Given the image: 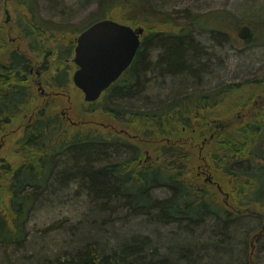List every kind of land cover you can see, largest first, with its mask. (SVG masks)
I'll return each instance as SVG.
<instances>
[{
  "label": "trees",
  "instance_id": "obj_1",
  "mask_svg": "<svg viewBox=\"0 0 264 264\" xmlns=\"http://www.w3.org/2000/svg\"><path fill=\"white\" fill-rule=\"evenodd\" d=\"M4 1L13 17L0 20V141L11 123L24 120L35 97L29 51L42 59L39 72L49 73L47 85L64 91L82 30L110 18L144 31L129 67L97 100L85 101L79 113L99 111L127 132L83 117L72 121L56 110L55 100L35 107L21 125L15 142L20 161L0 160V251L23 250L31 217L64 207L70 196L82 197L100 213L124 212L125 221L141 217L147 224L174 225L195 241L163 245L161 252L151 236L130 232L115 234L111 245L99 244L75 239L77 223L67 230V249L37 259L25 255L8 264H216L218 255L234 259L233 250L225 251V238L233 239L239 226L231 222L244 215L258 218L259 232L250 236L240 264H257L250 242L264 233V72L198 89L210 61L193 36L207 31L218 45L253 48L264 46V24L257 26V35L252 25L251 35L240 41L236 31L243 20L225 9L185 12L178 19L152 8L148 0H97L96 9L76 25L42 18L37 0ZM13 32L25 49L10 46ZM178 77L181 83L194 79V88L175 90L162 101L144 95L154 79H161L165 89L164 80ZM157 189L165 196H154ZM68 190L66 201L60 199ZM57 224L44 228V234ZM203 227L223 239L210 247L198 245Z\"/></svg>",
  "mask_w": 264,
  "mask_h": 264
},
{
  "label": "rangeland",
  "instance_id": "obj_2",
  "mask_svg": "<svg viewBox=\"0 0 264 264\" xmlns=\"http://www.w3.org/2000/svg\"><path fill=\"white\" fill-rule=\"evenodd\" d=\"M37 1L39 13L42 18L59 24H82L87 19L89 13L97 7V0ZM148 2L151 4V7L156 10L176 14L178 19L182 18L185 12L193 14L221 9L229 10L236 16L242 18L243 24L250 26L251 31L254 29V26L252 25L255 24V35L260 31L257 26H261L259 25L261 23L264 24V0H148ZM11 16L13 17V12L10 4L4 0H0V20ZM9 36L11 40L10 46L12 48H26L25 42L19 37H16L17 35L15 32ZM210 38L211 34L207 31H202L200 34L195 33L193 36L194 43L206 50L204 52L207 54V62L210 61L209 64L206 60L201 61L206 62L210 69L208 73L203 74L198 89H209L220 83L232 80L237 81L264 72V46L237 50L232 48L229 43L218 45L216 42H212ZM238 39L241 41L240 38ZM237 43L239 48L243 47L242 42ZM28 56L32 71L31 75L34 77L32 83L35 97L30 101V106L24 112V120L20 118L11 123L6 128L5 134H2L3 137L0 141V160L11 162L13 165L20 161V157L15 153V142L21 131V125L28 117H31L33 109L37 106L43 105L44 101H47V103L48 101L53 103L55 100L57 104L56 110L60 112L63 111L72 121H79V119L83 117L85 121L91 124L106 126L115 132H127L126 126L117 123L115 120L110 119L99 111L85 114L83 116L80 115V111L87 106L83 98V93L73 85L72 81H69L68 86L64 91H59L48 86L46 80L49 73L41 74V72H39L42 59L36 57L30 51L28 52ZM152 60L153 58H151V61ZM68 65L71 66L70 73L72 74L76 69V66L74 63H69ZM190 80L191 81L189 82L181 83L182 77H178L176 80L166 79L164 80V83L167 88L163 89L160 85L162 80L156 78L148 86L149 89L144 95H151V97H154V101H162L170 96L175 90H182L183 92L186 91L187 87L189 90L194 88V85H192L194 79ZM41 95H44V99H38L41 98ZM257 97L259 96L257 95ZM129 105L130 104H125V106ZM225 107L226 106L223 105L218 111L223 112ZM69 194L71 195L69 190L63 191L60 193L59 198H63L64 201H66L70 196ZM154 196L163 197L165 196V191L157 189L154 191ZM69 198L71 201L67 200L64 207L59 205L54 210L50 211L49 209H42L35 213L27 223V229L30 234L27 237V244L24 246V249L16 252L12 249H9L7 252L6 250H1L0 264L15 263L18 258L21 259V257L25 255L32 257L33 259L52 256L67 249V245H69L68 240L70 239L67 230L77 226V223H79V226L76 227L77 237L75 239H83L86 237L87 239L96 240L99 244H107L108 242L109 245H111L113 244V237L115 234L128 235L130 232L143 233L151 236L158 242L161 252L164 250L161 248L163 245L167 247L169 245L177 244V242H195L192 240L193 237L184 233H179L174 225L162 226L147 224L141 217L125 221V219H123L124 212H115L112 214L100 213L96 211L94 207L85 203V199L82 197L73 199V197L70 196ZM224 198L226 201L227 197L224 196ZM55 222L60 223V225L57 224V228L55 227L56 230L44 234V228ZM231 223H234L239 227L235 228V232L237 233L231 231L233 239L229 240L225 238L226 243L224 244V248L225 251L228 249L234 251V259L232 260L228 255H218V260L214 261L217 262L216 264H240L241 255L245 261L249 238L253 231L254 233L259 232V220L254 216L244 215L241 218L234 219ZM58 227H61V229L59 230ZM97 228H99L100 231L96 230ZM210 232H212V229L210 228L209 230L208 227L200 229L197 232V244H207L204 247H210L215 245L212 243H216L218 239H223V236L218 237L213 233L210 234ZM171 240H173V242ZM250 243L252 250L257 252V264H264V233L258 238H253ZM4 254H7V256L11 258V261H4L6 259ZM202 261H206V259H203ZM230 261L232 262L230 263Z\"/></svg>",
  "mask_w": 264,
  "mask_h": 264
},
{
  "label": "water",
  "instance_id": "obj_3",
  "mask_svg": "<svg viewBox=\"0 0 264 264\" xmlns=\"http://www.w3.org/2000/svg\"><path fill=\"white\" fill-rule=\"evenodd\" d=\"M143 27L130 26L110 18L95 21L75 38L72 62L73 85L83 93L84 101L97 100L129 67L140 46ZM241 39L251 35L248 25L237 30Z\"/></svg>",
  "mask_w": 264,
  "mask_h": 264
},
{
  "label": "flooded vegetation",
  "instance_id": "obj_4",
  "mask_svg": "<svg viewBox=\"0 0 264 264\" xmlns=\"http://www.w3.org/2000/svg\"><path fill=\"white\" fill-rule=\"evenodd\" d=\"M140 41H141V39H140ZM32 73V71H31V68H30V74ZM72 75V74H71Z\"/></svg>",
  "mask_w": 264,
  "mask_h": 264
}]
</instances>
